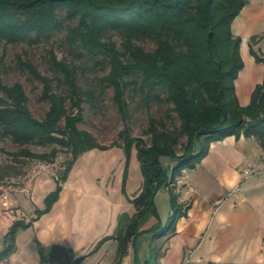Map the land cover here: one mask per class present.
I'll list each match as a JSON object with an SVG mask.
<instances>
[{
  "label": "trees",
  "instance_id": "trees-1",
  "mask_svg": "<svg viewBox=\"0 0 264 264\" xmlns=\"http://www.w3.org/2000/svg\"><path fill=\"white\" fill-rule=\"evenodd\" d=\"M246 2L0 0V140L10 138L21 146L18 155L47 163H53L60 151L68 154L54 175L56 185L45 195L43 207L35 208V216L28 221L13 220L4 234L0 259L13 252L18 229L50 210L69 169L86 150L124 149L123 192L132 149L139 161L142 183L129 199L134 212L121 213L112 234L101 237L90 251L115 239L114 264H121L129 242L141 232L150 231L161 241L175 233L176 221L189 206L178 200L176 181L183 168H194L204 158L212 141L229 135L252 136L264 150V79L256 83L247 104H241L234 84L243 60L231 22ZM55 38L69 58L58 56ZM8 44L43 46L45 72L29 51L16 52L12 58L17 70L40 83V99L47 104L41 117L28 106L23 83L3 79ZM250 52L256 61H264L252 48ZM86 71L95 75L92 83L84 78ZM107 90L122 126L117 140L103 144L79 124L86 119L85 105L96 107ZM139 118L145 121L142 131L148 140L134 134ZM28 144L51 149L34 152L23 146ZM4 173L0 170V181ZM162 187L171 205L164 222L154 202ZM151 216L157 217L155 224L141 228ZM38 249V264H57L58 250L69 259L63 264H80L84 257L73 258L72 249L60 246L39 245ZM154 252V261L147 259L145 264H158L163 245Z\"/></svg>",
  "mask_w": 264,
  "mask_h": 264
},
{
  "label": "crops",
  "instance_id": "crops-1",
  "mask_svg": "<svg viewBox=\"0 0 264 264\" xmlns=\"http://www.w3.org/2000/svg\"><path fill=\"white\" fill-rule=\"evenodd\" d=\"M244 8L238 16L243 15ZM235 20L240 25V19ZM262 79L264 63L251 55L248 62H243L234 81L241 104L249 102L254 86ZM119 148L122 149L120 146L95 147L82 152L71 168L80 165L81 174L64 182L49 211L16 231L15 248L0 259V264H38L39 245L72 249L73 258L84 255L80 264H114L115 239L105 240L97 250L90 251L101 237L112 234L121 213L131 215L134 212L129 199L138 193L142 183V174L137 171L139 161L137 159L133 165L131 174L127 172L123 192L122 165L113 173L111 160L103 158L109 166L104 171V179L98 183L93 181L91 173L95 170V162L92 157L83 155L89 151L112 150L119 151L116 156L120 158ZM245 167L251 169L247 177L242 174ZM38 176L25 178L11 189L14 194L0 190V248L13 220L28 221L35 216L32 199ZM175 186L178 200L189 206L176 221L175 233L166 241L155 240L164 250L158 257V264H264V150L258 141L244 135H229L212 141L208 153L194 168L181 170ZM161 189L169 195L164 187ZM2 193L8 194L6 204ZM18 194L29 201L26 210ZM162 200L167 208L165 214L158 211V216L164 222L171 205L167 196ZM156 221L157 217L151 216L141 228L147 229ZM144 235L129 242L121 264L146 263L149 245ZM68 260L64 251H56L57 264Z\"/></svg>",
  "mask_w": 264,
  "mask_h": 264
},
{
  "label": "rangeland",
  "instance_id": "rangeland-1",
  "mask_svg": "<svg viewBox=\"0 0 264 264\" xmlns=\"http://www.w3.org/2000/svg\"><path fill=\"white\" fill-rule=\"evenodd\" d=\"M243 15L235 16L231 22L232 33L234 36H237L240 40L239 43V55L242 57L243 62H248L249 57L251 56L250 48H252L257 55H259L262 59H264V0H247L246 4L244 5ZM243 8V7H242ZM241 11V10H240ZM239 11V12H240ZM247 15L245 17L244 15ZM244 18V19H243ZM240 19V25L236 24L237 20ZM235 31H234V30ZM54 46L56 48L57 54L60 58L68 57L66 52L62 51V48L59 45V38L54 39ZM6 50V57H5V64L7 66L6 72L3 75V79L6 82H13V81H20L23 83L26 92L28 93L29 100L28 106H30L31 111L36 117H41L47 108V104L45 101L40 99V83L38 82H31L28 78H26L25 74L17 70L13 64L12 58L16 52L20 51H29L31 54L35 55L37 62L40 64V69L45 72V64L41 60V55L43 54V46H34L29 47L26 44L20 45H11L8 44L5 47ZM264 63V61H261ZM84 78L87 82L92 83L95 79V75L91 72H84ZM243 77V76H242ZM245 77V76H244ZM241 79V78H240ZM111 91L107 90L106 93L99 96V99L96 102V107L91 109L87 104L85 110V122L79 124V128H85L95 134L98 141L103 144H109L113 140H117L118 130L122 126V122L120 117H118V112L116 110V106L112 103L110 99ZM143 118H139L137 124L133 127L134 134H143V126H144ZM144 138L148 140V135L143 134ZM28 149L34 152H49L50 146H43V145H35V144H28L23 145ZM22 146V147H23ZM0 170L4 171L3 181H0V190L11 191V189L15 186H18L22 183L25 178L34 179L35 176H38L35 186L33 189V203L35 208H42L43 207V199L45 195L51 190L54 189L56 185L55 180V173L60 169L61 166L64 165V160L67 158L68 154L65 152H58L55 156L53 163H47L41 159H35L33 157H23L18 155L17 153L21 150V146L14 144L10 138H4L0 140ZM118 148V147H116ZM120 149V148H119ZM121 157L118 158L116 155L119 151H108V152H95L89 151L84 153V157L89 156L92 157V161L95 162V170H91L93 175V181H97L98 183L100 180L104 179L105 173L104 171L108 169L109 165L103 160H111L112 167L114 169L113 173L116 172L118 166L122 165L124 168L125 163V152L124 149H120ZM83 157V158H84ZM129 163L127 172L131 174L133 172V165L137 162L135 150L132 149L129 155ZM75 163V162H74ZM73 163V164H74ZM79 164V163H78ZM73 166V165H72ZM71 166V168H72ZM69 169L67 173V179L71 177L74 179V175H80L82 170L80 171V165L75 166L73 169ZM44 169V170H43ZM190 169V168H184ZM43 170V171H42ZM139 169L137 168V171ZM42 171L41 173H39ZM170 172V171H169ZM53 173V175H52ZM171 174V172L169 173ZM62 182V185L64 182ZM15 192L11 191V194ZM17 193V192H16ZM19 200L21 206L26 210V205L29 201L24 198L22 195H19ZM169 200V195L166 194L162 189L155 193L154 195V202L156 203L157 210L160 213L165 214L166 212V204L163 202L162 199ZM9 198V197H8ZM8 200V199H7ZM28 201V202H27ZM34 208V209H35ZM147 237L148 243L147 245V259L154 261L155 258V249L158 247L159 242L155 241L156 239L160 240V237H153L150 231L141 232L137 237L141 239L143 236ZM136 237V238H137ZM138 240V244H139ZM153 247V248H152ZM152 248V249H151ZM158 249V248H157Z\"/></svg>",
  "mask_w": 264,
  "mask_h": 264
},
{
  "label": "built area",
  "instance_id": "built-area-1",
  "mask_svg": "<svg viewBox=\"0 0 264 264\" xmlns=\"http://www.w3.org/2000/svg\"><path fill=\"white\" fill-rule=\"evenodd\" d=\"M251 173V169L245 167L242 169V174L244 177H247L248 175H250ZM2 198L4 200V204L7 203V199H8V194L7 193H2Z\"/></svg>",
  "mask_w": 264,
  "mask_h": 264
}]
</instances>
